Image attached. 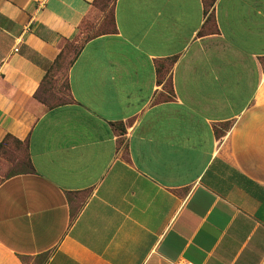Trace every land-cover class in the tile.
I'll use <instances>...</instances> for the list:
<instances>
[{"label": "crops", "instance_id": "0c3cea01", "mask_svg": "<svg viewBox=\"0 0 264 264\" xmlns=\"http://www.w3.org/2000/svg\"><path fill=\"white\" fill-rule=\"evenodd\" d=\"M183 260L264 264V0H0V264Z\"/></svg>", "mask_w": 264, "mask_h": 264}, {"label": "rangeland", "instance_id": "374dc122", "mask_svg": "<svg viewBox=\"0 0 264 264\" xmlns=\"http://www.w3.org/2000/svg\"><path fill=\"white\" fill-rule=\"evenodd\" d=\"M84 39H85V36H84L81 40H84ZM77 47H78V44L76 45V48H77ZM23 151H24V148H23ZM22 158H23V160H24L25 165L28 166V163L26 162V156H25V153L22 154Z\"/></svg>", "mask_w": 264, "mask_h": 264}, {"label": "built area", "instance_id": "2783aa9c", "mask_svg": "<svg viewBox=\"0 0 264 264\" xmlns=\"http://www.w3.org/2000/svg\"><path fill=\"white\" fill-rule=\"evenodd\" d=\"M14 50L16 51L17 48H14ZM181 264H193L192 262H189V261H186V260H183Z\"/></svg>", "mask_w": 264, "mask_h": 264}, {"label": "trees", "instance_id": "16d2710c", "mask_svg": "<svg viewBox=\"0 0 264 264\" xmlns=\"http://www.w3.org/2000/svg\"><path fill=\"white\" fill-rule=\"evenodd\" d=\"M122 130H123V129H122ZM122 130H121V131H122Z\"/></svg>", "mask_w": 264, "mask_h": 264}]
</instances>
